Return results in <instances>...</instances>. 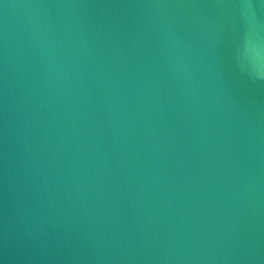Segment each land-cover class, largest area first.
<instances>
[{
	"label": "water",
	"instance_id": "obj_1",
	"mask_svg": "<svg viewBox=\"0 0 264 264\" xmlns=\"http://www.w3.org/2000/svg\"><path fill=\"white\" fill-rule=\"evenodd\" d=\"M0 264H264V2L0 0Z\"/></svg>",
	"mask_w": 264,
	"mask_h": 264
},
{
	"label": "snow or ice",
	"instance_id": "obj_2",
	"mask_svg": "<svg viewBox=\"0 0 264 264\" xmlns=\"http://www.w3.org/2000/svg\"><path fill=\"white\" fill-rule=\"evenodd\" d=\"M262 2H264V0H262Z\"/></svg>",
	"mask_w": 264,
	"mask_h": 264
}]
</instances>
